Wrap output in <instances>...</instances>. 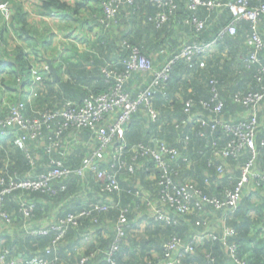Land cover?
Returning a JSON list of instances; mask_svg holds the SVG:
<instances>
[{
	"label": "trees",
	"instance_id": "16d2710c",
	"mask_svg": "<svg viewBox=\"0 0 264 264\" xmlns=\"http://www.w3.org/2000/svg\"><path fill=\"white\" fill-rule=\"evenodd\" d=\"M80 1L69 5L66 0H39L33 8L43 16L55 13L63 19L69 16L80 19L78 14L82 13V1L85 0ZM104 1L95 0L98 9L92 10L97 13V35L90 42V49L80 54L76 50L73 52L74 47L70 46L66 56L59 55L58 63H55L59 78L55 80L50 75L40 76L39 72H36L38 75L32 72L29 50L24 51L17 45L9 52L5 46L8 34L14 32L24 36L33 44L32 49L36 47L35 53L39 52L42 72H48L44 58H51L52 62L55 58L49 45L53 33L50 25L44 22L41 28L30 25L29 14L23 4L0 0V3H7L9 11L8 19H4L0 11V74L7 70V78L0 79V102L6 99V103L0 105V118L8 115L12 105L22 101L24 106L20 112L25 126L20 130L17 126L14 128L26 136L24 142L14 133L6 136L9 142L0 138V191L12 180L29 176L36 179L54 167V160H60L62 166L70 169L67 176L50 181V189L15 188L1 193L0 209L9 217L7 223L0 216L1 251H7V258L15 264H74L81 256L87 258L84 264H110L106 254L115 243L114 264H164V246L178 238L192 245L193 249L175 264H264V182L261 179L248 181L234 207L217 208L214 204L215 201H225L228 193L235 190L242 168L251 157L247 148L236 155L216 153L234 137L221 123L235 125L248 121L252 112H256L255 161L259 171L264 169V132L259 126L260 113L235 99L239 94L264 92V73H260L264 65V47L258 53V63L248 61L253 51L246 45L251 32L250 23L239 21L236 32L223 35L214 51L206 56V53L196 54L190 59L180 57L174 60L182 47L215 39L232 21L228 4L234 0H220L222 5L212 9L200 5L195 10L187 8L186 0H173L172 8L168 3L158 6L154 0H134L131 4L120 5L115 14L116 22L106 28L100 23ZM260 5H264V0H248L249 7ZM158 13L166 15L161 24L156 22ZM193 16L204 21V27L199 31L187 22ZM179 23L180 28L189 32L188 41L178 40L179 32L174 26ZM84 24L85 21L80 22L79 26H86ZM124 25H127L126 30L119 31ZM65 26L64 23V30L68 32L70 29ZM257 27L264 43V15ZM122 43L136 47L153 67L154 60L162 59L167 50L165 55L172 60L171 69L168 78L151 89L149 107L140 104L131 113L124 125L123 137L113 135L112 142L94 156L96 170H87L79 175L77 170L83 160L92 156L91 152L98 149L100 143L89 128L65 127L61 111L66 101L80 105L89 94L104 93L114 86L115 79L107 77L105 71L126 72L125 60L130 53ZM11 56L12 62L5 60ZM87 62L92 66L90 69L85 67ZM34 74L42 79L45 91L38 92L30 100L23 91V96L4 97V90L10 87L7 82H14V89L20 91ZM183 74L187 76L185 79ZM257 75L261 80L256 79ZM17 77L20 81L16 80ZM153 77L150 71H132L126 76L122 91L134 98L148 87ZM133 79L135 86H131ZM173 86L181 98H174L168 107H164L161 94ZM218 102L221 110L214 114L213 108ZM186 104H189L188 108ZM239 110L249 117L240 120L238 113L233 115ZM150 111L154 112L155 118ZM118 114L116 109L105 117L104 123L113 122ZM48 115L53 116L47 120ZM34 120L39 123L35 128L38 134L30 138L26 125H31ZM57 129L61 130L59 136L56 135ZM53 142L55 145L51 146ZM122 144V153H117L116 149ZM160 144L176 151L161 155L165 168L158 167L150 153L141 151L142 148L155 149ZM129 166L133 167L132 172L127 170ZM104 170L114 175L118 183L116 190L104 189L107 177H97V172ZM166 177L170 180L168 186L160 183L167 181ZM173 185H188L193 190L188 201L189 211L178 212L162 199L164 188L171 190ZM79 196L85 198L81 201ZM147 202H153L155 207H150ZM21 203L32 208L28 216L24 214ZM94 204H106L108 209H91ZM152 208L168 214L170 219L152 217ZM83 211L87 213L81 214ZM122 213L126 216L121 225L124 236L116 241L115 225ZM146 214L151 220L134 239L136 235H132L131 230L137 222L146 220L143 217ZM70 215L76 217L75 224L62 223ZM56 224L64 230L61 236L53 228ZM42 228L48 232H34ZM226 228L233 229V234L226 235ZM6 230H10L9 233ZM201 233L206 235L201 236L200 243H197L195 239ZM87 242L90 243L85 246ZM229 245L234 246L232 254L228 250ZM179 251L170 253L169 259L177 261Z\"/></svg>",
	"mask_w": 264,
	"mask_h": 264
},
{
	"label": "built area",
	"instance_id": "2783aa9c",
	"mask_svg": "<svg viewBox=\"0 0 264 264\" xmlns=\"http://www.w3.org/2000/svg\"><path fill=\"white\" fill-rule=\"evenodd\" d=\"M134 0H106L102 3L103 7V16L100 18V23L104 25V27H109L112 23H115V14L122 4H131ZM158 6L162 5L163 3H168L170 8L174 7L173 0H154ZM187 8L189 10H195L198 6L202 5L206 8L212 9L214 7H218L222 5L220 0H186ZM7 5V3H5ZM230 12L232 14V21L229 23L227 27H225L222 31H220L215 37V39L210 40V42L205 43H193V45H186L182 47L180 52L174 57L178 59L180 57L185 59H190L193 55H204L210 49V47L223 35L225 34H234L236 32V24L241 21L245 20L250 23L251 32L247 36L246 45L251 47L253 51L250 53L248 57V61L250 63H258L259 62V55L258 53L263 49L264 43L262 41L260 32L258 31V23L261 19V16L264 15V5L256 6V7H249L248 0H234L228 4ZM0 11L3 13L5 19L9 18V11L8 8L6 11L2 10L0 4ZM6 12V14H5ZM166 20V15L163 13H158L156 15V22L157 24H161ZM192 26H194L195 31H199L204 27V21L196 18L195 16L190 17L187 20ZM122 46H125V50L130 53L129 57L125 60L126 63V72L124 74H119L114 72L113 70L109 69L105 71V75L112 76L115 79L114 86L107 92H102L98 94L91 93L87 97L84 98L82 104L76 105L71 101H66L64 107L62 108L61 115L65 119L63 125L66 127L68 125H74L78 128L86 127L93 131L97 140L100 143V147L91 153L92 156L86 157L83 162L82 166L77 173L79 175H83V173L87 170H96V165L93 161L94 156H98L101 153L102 149L105 148L108 144L112 142L113 135L117 136L118 138L123 137L124 133V125L130 118L131 113L138 107V105L143 104L146 107H149L151 103V96H152V88L158 87L162 81H165L168 78L172 60H168L160 69L156 70L151 63L145 58L143 55L139 53L136 47L129 46L126 43H122ZM136 70H146L150 72H154V77L148 87L138 93V95L134 98H131L128 93L122 91V85L126 81V76ZM156 70V71H154ZM260 73H264V65L260 69ZM261 75V74H259ZM257 75L256 79L261 80V76ZM214 98H216V93H214ZM37 94L34 92L33 96ZM235 99L244 106L252 107L255 111L257 105L260 104L264 100V92L262 93H248L245 95H237ZM24 104L20 101L16 105H12L9 109V113L6 117L0 118V136L6 137L9 133H14L17 135L18 138L24 142L25 135H21V132L17 131L20 130V127L23 128L25 126L22 114L20 109L23 108ZM186 107H189V104H186ZM186 108V109H187ZM119 111V114L113 122H108L107 124L104 123L105 117L111 115L115 110ZM221 110V103L218 102L214 108L213 113L217 114ZM150 114L153 118H155V114L153 111H150ZM53 115H48L47 120H49ZM38 120H34L31 125H26L29 131V137L34 138L36 133L35 128L38 127L39 123L37 124ZM219 121H217L218 123ZM201 124H205L204 121H201ZM225 130L229 131L233 134V139L227 144V146L221 151L216 153H220L222 156L228 155H236L240 150L247 148L250 153L251 157L245 163L242 168L241 178L237 184V187L233 192H229L227 195V199L225 201H215L214 204L217 208L227 206V207H234L241 198L242 188L243 186L248 183L250 180L261 179L264 182V169L259 171L256 167L255 161V141L254 138L257 133L258 123L256 118V112H252L250 119L240 121L235 125H229L227 123H221ZM37 125V126H36ZM17 126V130L14 128ZM25 127V128H26ZM12 131H11V129ZM61 133L60 129L56 130V135L59 136ZM55 145L54 142L51 146ZM123 144L120 145L116 151L117 153H122L121 148ZM142 147H140L141 149ZM142 153H150L152 157L155 159L156 164L158 167L165 168V162L161 158L162 154L165 153H176L174 149H170L165 147L163 144H160L155 149L149 148H142ZM117 157V155H115ZM31 163H33L32 157H29ZM54 167L47 172L40 174L36 179H31L29 176L25 179H17V181H10L8 185L0 191L1 193L9 192L15 188L21 189H30V190H38L48 188L50 189L49 182L53 179L61 178L63 176H67L70 173V169L62 166L60 160H54ZM128 171L132 172L133 167L129 166ZM98 178L107 177V182L104 184V189L108 191L116 190L118 188V183L116 182L114 175L112 173H108L104 171L97 172ZM165 177V176H164ZM167 181H160V183H164L165 185L170 184V180L166 177ZM166 186V187H167ZM191 190V191H190ZM193 190L190 186L185 185L181 187H176L175 185L171 186V190H167L164 188L162 199L166 202H169L173 205L178 212H187L189 211L188 201L190 199V195L193 194ZM207 200L206 198H204ZM150 207H155L153 202H147ZM23 212L26 216L30 214L32 210L31 207H28L25 203H21ZM99 209L106 211L108 206L106 204H94L91 209ZM87 213L83 211L81 214ZM152 217H157L158 219H165L169 220L170 217L168 214L162 212L157 208H152L151 214ZM0 216L9 223V217L1 211L0 209ZM76 217L74 215H70L67 217L65 221L62 223H72L75 224ZM126 221V216L122 213L116 223V236L117 239L123 238L124 234L121 228V225ZM53 228L59 231L60 236L63 234L62 226L56 224L53 225ZM35 233H47L48 229L42 228L40 230H35ZM233 229L226 228L225 234H233ZM202 235H206L205 233H201ZM196 241V239H195ZM197 242V241H196ZM117 249V245L114 243L108 254H106V260L110 264H114L112 260V254ZM180 249L176 260L173 261L169 259L170 253L174 252L175 250ZM192 245L183 243L178 238H173L164 246L165 252V263L164 264H175L179 263V259L181 256L185 254H189L192 252ZM229 252L232 254L234 251V246H228ZM7 251L3 250L0 251V264H15L13 260H10L6 256ZM87 260L85 256H81L80 259L74 264H84ZM243 264V263H240Z\"/></svg>",
	"mask_w": 264,
	"mask_h": 264
},
{
	"label": "crops",
	"instance_id": "0c3cea01",
	"mask_svg": "<svg viewBox=\"0 0 264 264\" xmlns=\"http://www.w3.org/2000/svg\"><path fill=\"white\" fill-rule=\"evenodd\" d=\"M18 1H19V4H23L22 6L24 7V10H26L27 13L29 14L28 18H29V22H30L29 24L30 25L31 24L38 25V27L41 28L42 22H44L47 25H50V27L53 31L51 38L49 39V45L51 46L50 48H52V55H54L55 58H53L54 61L52 62L51 58L45 57L44 59H45L47 66H48L47 62L49 61L56 69L55 63H58V62H56V60H59L58 56L59 55H65L66 56V54H68L70 46L74 47L73 52L76 50L80 54H84L90 49V42H93L95 36L97 35V32H96L97 31V27H96V17L97 16H95V15H97V13L92 11L93 9H98V6H97V3L95 2V0H85V2L82 1V5H84V7H83L82 13L78 14L80 19H76L73 16H69L67 19H63L55 13H53L51 16H48V15L43 16V15L39 14V12H37V10H34L35 8H33L34 5L39 0H18ZM66 1L69 5H75L77 3V1H78V3L81 2L80 0H66ZM83 21L86 22V24H84L86 26H79L80 22H83ZM64 23L68 27V29H70L68 32L66 30H64V27H63ZM180 25H181V23L174 26L176 28V30L179 32V33H177V34H179V36H177L178 40L181 42L188 41L189 32L187 31V29L183 30V28H180ZM126 27H127V25L120 26L119 31L126 30ZM218 40L210 48L216 47ZM208 42H210V41H208ZM17 45L22 46L24 51L29 50L31 52L30 54H31L32 58L30 61L32 64V68H33L32 72L33 73L38 75V73H36V72H39L40 76H42V75L49 76L50 75L52 77L49 70H48V72H42L41 67H40L42 62L40 63V58L38 57L39 52H38V54L35 53L36 47L34 46V49H32L33 44H30L24 36H19L18 34H15L14 32L8 34L6 37V44H5L6 49L10 52ZM172 51H170V52H172ZM165 53L166 54L168 53L167 50H166V52H164L162 59L157 58V60H154V63H155L154 69H156V70L160 69L169 60L168 59L169 56L165 55ZM206 55L207 54H205L204 56H206ZM72 56H73V54H72ZM153 56H155V54H153ZM12 59H13V56L6 57L5 60L12 62L11 61ZM113 62H115V61H113ZM158 66H160V67H158ZM85 67L87 69H90L92 66L90 63L87 62V63H85ZM62 69H64L63 66H62ZM156 70H154V71H156ZM6 71L4 70L3 73L0 74V79L7 78L6 77V75H7ZM35 74L31 76L28 85L25 86L20 91L14 89V87H15L14 82H7L10 85V87H8V88H6V90H4V92H3L4 97L6 95L13 96V97H14V95L17 97L23 96V92H26V96L28 97L27 99L30 100V98L33 99L35 97V96H33V93L35 91H37V92L45 91L46 87H45L42 79L40 80L39 77ZM153 74H154V72H152V75ZM63 77L66 78L67 75L64 74ZM186 77H187L186 75H184V74L182 75V78L185 79ZM16 80L20 81V78L17 77ZM135 84H136V81H135V79H133V81H131V86H135ZM163 91L164 90H161L160 92H163ZM161 97L163 99V106L168 107L169 103L174 98L180 99L181 95L177 91L176 86H173V87L166 88L165 93L163 92L161 94ZM5 100L6 99L1 100L0 105L6 103ZM263 101L260 104H258L257 108H256L257 109L256 111L258 113H260L261 124H259V126H260V129H262V132H264V102ZM239 111L238 112L235 111V113L233 115H236V113H238V118L239 119L241 118L240 120H244V119H247L249 117V115L247 117V113H244L243 111L242 112L241 111L239 112ZM229 115L232 117L231 113ZM196 117L197 116H195L194 119H196ZM245 117H247V118H245ZM191 119H192V117L190 118V120ZM0 138H2L3 141L7 140V142H9V137H0ZM143 221H145V220H142V222ZM0 231H2V230H0ZM6 231H7V233H9L8 231H10V230H6ZM201 236L203 237L202 234L197 235V237H196L197 243L198 242L200 243ZM1 248H2V241H0V251L2 250Z\"/></svg>",
	"mask_w": 264,
	"mask_h": 264
},
{
	"label": "rangeland",
	"instance_id": "374dc122",
	"mask_svg": "<svg viewBox=\"0 0 264 264\" xmlns=\"http://www.w3.org/2000/svg\"><path fill=\"white\" fill-rule=\"evenodd\" d=\"M13 1H15L16 3H19L18 0H13ZM0 4H1V7H2V10L6 11V9L8 8V6L5 4V2H2V3H0ZM2 14H3V13H2ZM5 14H6V12H5ZM4 19H5V18H4ZM214 48H215V47L210 48L206 54H209L210 52H212V51L214 50ZM35 93L38 94L37 91H35ZM241 195H242V194H241ZM78 198H79V200L82 201L85 197H80V196H79ZM143 217H144L146 220L143 221V222H137L136 226L131 230V234L134 235V236L136 235L134 239H137V238L139 237V235L141 234V232H142L143 230H145V226H146L145 224H146V222L149 221V220H151L150 217H149V214H146V215H144ZM104 233H105V234H103V235H104V237H105V235H106L105 230H104ZM131 238H132V237H131ZM89 243H90V242H87V244H85V246H86V245H89ZM77 251H80V249H77Z\"/></svg>",
	"mask_w": 264,
	"mask_h": 264
},
{
	"label": "water",
	"instance_id": "95a60500",
	"mask_svg": "<svg viewBox=\"0 0 264 264\" xmlns=\"http://www.w3.org/2000/svg\"><path fill=\"white\" fill-rule=\"evenodd\" d=\"M48 70L50 72V74L52 75V77L55 79V80H58L59 76L56 72V69L55 67L48 61ZM191 191V190H190Z\"/></svg>",
	"mask_w": 264,
	"mask_h": 264
}]
</instances>
